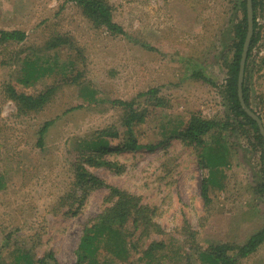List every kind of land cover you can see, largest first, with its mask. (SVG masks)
<instances>
[{"label":"rangeland","instance_id":"374dc122","mask_svg":"<svg viewBox=\"0 0 264 264\" xmlns=\"http://www.w3.org/2000/svg\"><path fill=\"white\" fill-rule=\"evenodd\" d=\"M106 1L124 33L97 25L75 0H0V29L26 35L0 43V264H23L27 250L74 264L84 228L117 199L112 187L137 196L157 225L145 232L126 222L114 264H197L199 250L242 245L264 227L263 146L227 93L243 0ZM254 33L243 81L264 127V0ZM48 89L29 112L11 96ZM132 109L144 113L134 126L141 147L90 150L102 129L122 135ZM192 117L225 123L208 139L220 135L227 149L208 198L201 147L174 134ZM77 165L103 184L79 183ZM238 264H264V242Z\"/></svg>","mask_w":264,"mask_h":264},{"label":"trees","instance_id":"16d2710c","mask_svg":"<svg viewBox=\"0 0 264 264\" xmlns=\"http://www.w3.org/2000/svg\"><path fill=\"white\" fill-rule=\"evenodd\" d=\"M86 12V14L93 19L97 25H104L110 31L114 33H124L123 27L117 23L112 14V8L106 0H75ZM243 19L239 21L236 25L237 34L239 37L238 43L234 51V58L230 64L231 76L229 77V82L227 86V93L230 101L233 105L234 113L238 116L244 118L249 124L254 127L257 132L256 138L259 143L263 146L262 159L264 161V136L259 130L258 124L255 119H253L246 111V109L241 105L239 95H238V72H239V62L241 58V52L243 43L247 34L248 22H247V0H243ZM253 4V25L256 28V0H252ZM25 32L20 29H0V43L11 41H21L25 38ZM256 40V33L253 34L251 38V43L248 49L247 58L254 46ZM246 69V66H245ZM40 70V67L33 68L29 71L31 77H34V73ZM39 93L38 95H25L23 93L17 94L12 91V97L16 99L18 107L23 112H29L31 110H38L42 107V104L48 99L49 91ZM153 89H151L152 91ZM243 97L245 101V106L249 107L248 95L246 93V88L244 87L243 81ZM115 104H122L129 106L132 102H127L121 99H115L113 101ZM144 120V113L137 112L132 109V112L125 116L124 125L127 130L123 131L120 135L118 129L105 128L100 130L92 142H90V150L93 151H106L109 149L115 150H135L142 146L138 138L134 134L135 123H140ZM52 123V120H48L44 123L43 127L40 129V138L38 143H42V135L46 131L47 127ZM220 122L201 119L199 117H192L186 122L183 128L178 129L174 134L182 137L186 140L187 144L194 145V147H201V165L204 168H208V175L203 177L202 180V193L207 196V192L211 183H214L216 179H213V175L225 164L227 163V149L223 146L221 141L222 137L220 135L214 136L215 145L208 143L209 137L214 135V126L218 127ZM225 123L219 125V127L224 128ZM211 134V135H210ZM122 138L115 145L111 144V139ZM110 138V139H109ZM146 146H155L148 144ZM91 161L95 162V157L90 156ZM109 161L99 160L97 163H108ZM76 172L78 177V182L82 184H87L88 182H93L96 185H102L103 182L96 176L90 174L82 166H76ZM264 175V167H263ZM1 185V183H0ZM262 191H264V177L263 182L260 185ZM112 193L117 195V199L112 206L106 207L101 214V218H95L90 224L92 227L84 228L83 234L80 238L77 247V260L74 264H107V261L100 259V254L104 251L111 253L114 259L110 260L109 264H114L115 259L121 256L125 251L123 248L126 245L125 237L123 236V230L125 228L124 224L126 222L132 221L134 230L137 227L142 228L145 232H148L150 226L156 227L157 225L151 221L152 217L146 206L139 205V199L137 196L126 192L125 190L112 187ZM143 231V232H144ZM135 231L131 232L134 233ZM141 234H144V233ZM110 241V242H109ZM264 242V227L249 236L247 241L242 245H229L227 243H218L211 245L209 248L204 250H199L197 264H238L239 260L246 257L256 251L259 246ZM148 254V250H144L143 254ZM119 255V256H118ZM53 260H49V259ZM18 259H23V264H60L51 253H47L44 257L38 259H33L29 250L24 253L19 254ZM20 264V263H19ZM129 264H138V262H132Z\"/></svg>","mask_w":264,"mask_h":264},{"label":"water","instance_id":"95a60500","mask_svg":"<svg viewBox=\"0 0 264 264\" xmlns=\"http://www.w3.org/2000/svg\"><path fill=\"white\" fill-rule=\"evenodd\" d=\"M247 22H248V28H247V34L243 43L242 52H241V58L239 62V72H238V95L241 102V105L246 109L247 113L256 120L259 130L264 136V127L262 124V120L259 117L253 109L245 106V101L243 97V80H244V73H245V66L247 61V55H248V49L251 43V38L253 34V6H252V0H247Z\"/></svg>","mask_w":264,"mask_h":264}]
</instances>
